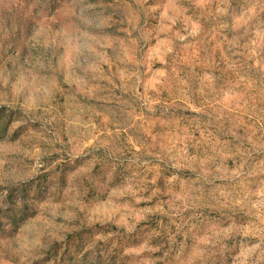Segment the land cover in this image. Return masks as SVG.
I'll return each mask as SVG.
<instances>
[{"label":"rangeland","instance_id":"obj_1","mask_svg":"<svg viewBox=\"0 0 264 264\" xmlns=\"http://www.w3.org/2000/svg\"><path fill=\"white\" fill-rule=\"evenodd\" d=\"M0 264H264V0H0Z\"/></svg>","mask_w":264,"mask_h":264},{"label":"trees","instance_id":"obj_2","mask_svg":"<svg viewBox=\"0 0 264 264\" xmlns=\"http://www.w3.org/2000/svg\"><path fill=\"white\" fill-rule=\"evenodd\" d=\"M9 123V120L4 121L2 118H0V139H3L6 136Z\"/></svg>","mask_w":264,"mask_h":264}]
</instances>
